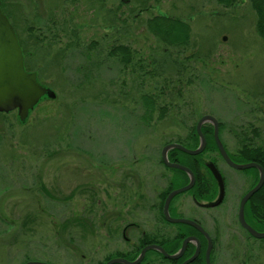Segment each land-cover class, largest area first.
Returning <instances> with one entry per match:
<instances>
[{"label":"rangeland","instance_id":"1","mask_svg":"<svg viewBox=\"0 0 264 264\" xmlns=\"http://www.w3.org/2000/svg\"><path fill=\"white\" fill-rule=\"evenodd\" d=\"M1 8L25 68L55 97H42L23 122L16 110L0 112V264H102L128 252L104 223L118 206L121 159L151 170L140 175L154 183L144 190L149 204L161 189V148L203 114L220 122L230 152L264 145V41L249 0H2ZM157 13L187 19L189 44L169 47L150 34L144 23ZM119 43L133 49L125 67L108 54ZM143 94L175 106L145 119ZM202 159L227 178L252 171L233 170L214 150ZM175 179L174 187L183 182ZM241 191L228 192L227 218L225 204L199 211L215 240L211 264H264V238L237 220ZM190 192L181 194L189 200ZM186 233L207 248L201 232ZM142 264L169 262L150 252Z\"/></svg>","mask_w":264,"mask_h":264},{"label":"flooded vegetation","instance_id":"2","mask_svg":"<svg viewBox=\"0 0 264 264\" xmlns=\"http://www.w3.org/2000/svg\"><path fill=\"white\" fill-rule=\"evenodd\" d=\"M23 58H24V62H25L26 55L24 52H23ZM24 65H25V63H24ZM206 124L211 125V123H209V122H206L203 125H206ZM212 127H213V125H212ZM220 128H221V126H220V122H219L218 132L220 131ZM218 136L220 137V140L222 141V138L220 136V132H219ZM183 138L184 139L176 140L175 142L180 143L186 147H188L192 144L193 138L191 137L190 134H185V136ZM222 143H223V141H222ZM223 146H224V143H223ZM224 147L226 148V146H224ZM172 149H176V148H172ZM172 149H170L168 151V153H167L168 155L170 154V151ZM226 150H227L229 157L234 161V163L235 162L236 163L241 162V160L238 159L240 157V156H238L239 155L238 151H236L235 153H232L227 148H226ZM175 154L176 155H174L173 158H171V160H169V161L177 162V163H180L182 165H185L184 162L186 161V159L183 156H181L180 153H175ZM219 155H220V153H219ZM220 157L223 160V162L225 164H227L221 155H220ZM126 159L127 158H124V157L121 159L124 164H123V166H121L122 169H120V171H119L120 173L118 174V176H120V177L118 178L119 182H117V183L119 185L120 193H121L119 200H118V203H117L118 206H116L117 208L115 211H109V210L105 211L104 215H105L106 219H105L104 223L109 225L108 226L109 229H111L112 231L119 233L121 235V238L123 239V241H125V243L129 245L128 246V252H118L115 255H113L112 257L107 258L104 261V263L107 260H109L110 258H114V257H125V258L129 259V257H131L132 254H134V251L138 250L137 254H135V258H136L137 255L139 254L140 250L148 244H158L166 250L168 247L170 248L172 243H174L173 237L177 234H184L188 230V226H190V225H188L186 223H182V222L169 221L165 217V214L163 212L164 211V204H165L164 200L166 199L167 195L173 189L182 187L188 183L189 179H188L187 174H186L187 181H186V183H184V179H183L184 177H182V174L175 172L173 170L174 168L167 166L163 162L162 157H161V151H160L159 164L163 166V169H159L160 173L158 176H159V180H160V186H161L160 188L161 189L158 188L159 192L155 195V199L152 202H149V204H148V199H147V196L145 195L146 192H144V190L147 187H148V189H150L154 183L150 186L148 184V181L141 180L140 175H141L142 171H143L142 172L143 174L147 173V171L149 174V172H151V170L150 169L147 170V168L146 169L144 168L142 171H140V168L136 167L137 164H136V161H134L135 160L134 157L132 158V160L129 159L130 161H128ZM152 165H153V167H155V165L153 163H152ZM185 166H187V165H185ZM215 167L218 168V170L220 171V173L222 175V179H223V198H222L221 202L218 205H216V207H219L220 205L225 204L224 209L226 212L230 208V202H229V199L227 198L228 192H229V194L231 192L234 193V191L237 192L238 188H241L242 191H241L240 197H239L240 198L239 202H240L242 196L245 193L247 194V192L252 187H254L255 184H257L258 179H259V176H258L259 170L255 167H252L253 168V169H251L252 171L242 173V176H235V177L232 176V177L227 178L224 176V173L221 171V169L217 165ZM228 167H230V166L228 165ZM195 168H197V167H195ZM230 168H232L233 170H236V168H233V167H230ZM145 170H147V171H145ZM154 170H157V169L154 168ZM237 170H240L242 172L247 171V169H237ZM174 177L176 178L175 179L176 182H178V181L180 182L183 180V182L181 184H179L177 187H173V180L172 179ZM194 179H195L194 186H192L190 189H188L186 191L187 193L189 191H191L190 192V199H189L191 202L187 199V196H185L184 194H181L183 192L177 193L171 198L169 205H168V211L167 212L169 213L170 217H172V218L192 219V220L196 221L198 224H200L206 230L207 228L203 224L202 220L199 218V216H200L199 211L211 209V208H216L215 206L207 207V206H205V204L213 202L215 200V198L218 197L219 192H220V188H219L218 183H217L215 178H214L215 179V185H214L213 181H211L210 179H208V181H206V182L203 179H201L197 182L196 177ZM211 186L213 189L212 192H214L213 193L214 197L211 199H203L201 196L204 195L205 193H208L210 191ZM106 206H109V202H107ZM238 206H239V203H238ZM237 211H238V209H237ZM112 213L114 214V216L112 215ZM227 214H228V212H226V215H224L225 218H227ZM112 218H114L113 221L111 220ZM215 218L220 219V216H217ZM215 218L210 217V219L213 222L217 220ZM221 218H222V216H221ZM238 223H239V221H238ZM225 224H226L227 228H231L227 223H225ZM239 226L241 227V229H243V227L240 225V223H239ZM190 227H192V226H190ZM192 228H194V227H192ZM210 238H211L210 241H212V249L210 251L211 252L210 257H211V254H212V252L214 250V246H215V240L212 237V235ZM182 240H181V242H182ZM189 244L194 246L191 254L189 255V256H191L195 250V245L193 242L192 243L190 242ZM180 245H181V243H180ZM201 247H202V243H201ZM201 247H200V251H201ZM186 249H187V247H186ZM186 249L184 250L182 256L178 259H181L184 256ZM148 251H152L151 254H153V255H155V257L161 259L162 254L160 252H158L157 250L151 249ZM200 251H199L198 256L201 253ZM204 254H205V252H204ZM189 256L183 258L182 261L184 259L188 258ZM144 258H145V256H144ZM144 258L142 259V261L139 264H142V262L143 263L146 262L147 258L146 259H144ZM104 263H102V264H104Z\"/></svg>","mask_w":264,"mask_h":264},{"label":"water","instance_id":"3","mask_svg":"<svg viewBox=\"0 0 264 264\" xmlns=\"http://www.w3.org/2000/svg\"><path fill=\"white\" fill-rule=\"evenodd\" d=\"M22 48L19 44V40L17 34L8 20V17L1 10V0H0V112H12V110H16L19 120L24 121L29 114V111L34 108V106L39 102V100L45 95L50 98L55 97V92L52 91L49 87L42 85L39 83L37 79V74L34 71H27L24 67V59ZM209 122L213 125V137L215 143L217 145L218 151L220 155L223 157L224 161L233 168L236 169H248L255 167L259 170V179L257 184L252 187L247 194L245 193L240 202L238 211H237V219L240 225L245 229L249 234L255 238H264V231L259 232L254 227H252L245 219L244 214V206L246 201L250 198V196L256 192L264 182V171L259 163H255V161H249L245 163H234V161L229 157L225 147L223 146L222 141L220 140L218 128L219 122L216 117L211 114H203L200 116L198 121L196 122V133L199 137L198 146L194 149L187 148L186 146L177 143V142H169L165 144L161 149V157L163 162L175 169L183 170L189 177V181L182 187L173 189L166 197L164 204V214L165 217L172 222H182L186 223L195 228L196 231L201 232L205 235L207 240V248L205 249V264H211L210 259V251L212 249V241L207 231L196 221L188 218H172L170 217L168 211V205L171 198L180 192L187 191L192 186H194L195 175L188 166L182 165L177 162L169 161L168 159V151L172 148H176L182 150L183 152L190 155H197L204 150V146H206V139L201 132V125ZM206 168L212 173L213 177L216 179L218 186L220 188V192L217 198L213 202L205 204L207 207H212L218 205L223 198V179L220 171L218 170L216 165L213 164L212 161H208L205 163ZM199 238L193 235L186 236L176 251V253H168L162 246L158 244H148L144 246L137 257L133 260H129L125 257H114L107 260L104 264H139L144 258L146 252L148 250L154 249L162 254L163 257L170 260H176L180 258L186 249L187 245L191 242L195 244V250L191 256L184 259L179 264H189L193 262L199 254L201 243L199 242ZM23 264H49L45 261L39 260H29L24 262Z\"/></svg>","mask_w":264,"mask_h":264},{"label":"trees","instance_id":"4","mask_svg":"<svg viewBox=\"0 0 264 264\" xmlns=\"http://www.w3.org/2000/svg\"><path fill=\"white\" fill-rule=\"evenodd\" d=\"M219 2L220 4H223L225 6L233 5L237 0H215ZM251 8L254 10L256 15V21H255V30L256 33L259 35V38L264 41V0H249ZM4 4V3H3ZM188 20L185 18H181L174 15H168L163 13H157L154 15H151L148 17L145 21L146 28L150 34L155 36L163 45L169 46V47H184L188 42H190L191 39V27L190 23L187 22ZM109 56L116 57L119 59V61L125 66H128L132 60H133V49L128 44H117L113 45L108 50ZM141 103L143 105V108L145 109V116L150 117L152 115L153 111L161 110V115L165 114V108L168 111L167 108H170L172 106H175L172 103H164L161 105V101H155L154 97H152L151 94H143L142 95ZM26 120V119H25ZM197 122V121H196ZM196 122H193L190 127V135L193 138V142L190 146L187 148H196L197 144L199 142L198 134L196 133ZM221 126V124H220ZM201 132L203 133L205 139H206V146H204V150L197 154V155H190L187 153L182 152V150L178 149H172L170 151V154L168 155L169 160L173 158L175 153H180L181 156H183L186 161L184 162L185 165L191 169L195 177L197 179V182L201 179H203L205 182L210 179L213 181L215 185V179L213 178L211 172L206 168L202 156L207 151H216L218 152L217 145L215 143L213 135V127L212 125H201ZM225 145V144H224ZM239 155L241 159H243L245 162L249 161H255V163H259V165L262 166L264 170V145H253L250 142H247L246 144H243L238 150ZM219 154V153H218ZM197 168H195V167ZM203 168V170H202ZM195 169V170H194ZM253 168H249L247 170H251ZM175 172L181 173L182 177H184V183L187 181L186 173L183 172V170L173 169ZM202 170V171H201ZM211 185V184H210ZM174 187V186H173ZM213 189H210L208 193H205L201 197L204 199H211L214 197L212 192ZM244 214L246 221L254 228H256L255 225L262 224L264 225V182L261 185V187L252 195L250 196V199L245 203L244 207ZM248 219H250L248 221ZM76 223H79L78 219H75ZM189 230L196 231L194 228L188 226ZM249 235V232H247ZM187 236V233L184 234H177L173 237L174 243L166 249L168 253L176 252L178 247L180 246L181 240ZM204 245L206 247V242L204 240ZM203 246V245H202ZM205 247H201V253L200 255L190 264H205V258H204V252ZM194 246L189 244L187 246L186 252L184 256L181 259L178 260H170L166 259L165 257L161 256V259L163 261L169 262V264H178L182 261L183 258L189 256L193 250ZM138 250L134 251L133 256L129 257L130 260H133L135 258V254H137ZM152 251H147L145 254V258H147V254H149ZM143 263V262H142Z\"/></svg>","mask_w":264,"mask_h":264}]
</instances>
